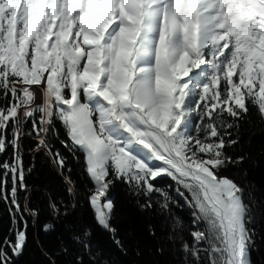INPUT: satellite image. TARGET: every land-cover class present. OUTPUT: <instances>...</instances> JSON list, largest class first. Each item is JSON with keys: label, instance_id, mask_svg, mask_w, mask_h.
I'll return each mask as SVG.
<instances>
[{"label": "snow or ice", "instance_id": "snow-or-ice-1", "mask_svg": "<svg viewBox=\"0 0 264 264\" xmlns=\"http://www.w3.org/2000/svg\"><path fill=\"white\" fill-rule=\"evenodd\" d=\"M253 110L264 125V0H0V264H16L30 228L55 229L31 203L38 156L68 197L48 202L69 221L57 247L36 239L48 264H97L91 229L72 222L82 211L127 254L112 223L118 182L161 218L182 264H254L264 188L236 152ZM165 177L167 190L154 183Z\"/></svg>", "mask_w": 264, "mask_h": 264}, {"label": "trees", "instance_id": "trees-1", "mask_svg": "<svg viewBox=\"0 0 264 264\" xmlns=\"http://www.w3.org/2000/svg\"><path fill=\"white\" fill-rule=\"evenodd\" d=\"M251 124H244V132L240 148L251 154L255 161V166L246 164L244 167L248 171L247 179L254 181L258 188H264V125L259 123V118L253 110ZM59 127V125H58ZM54 149L60 150L66 156H69V167L73 169L72 178L78 184H82L80 169L75 161L71 160L70 155L62 148L57 140H53ZM232 154V153H230ZM26 162H31L30 157H25ZM224 175L241 179L239 170L229 166L224 171ZM29 186L33 189L31 195L32 206L38 208L41 212L40 223L52 221L55 229L50 233L38 231V229H29V242L23 255L17 260L16 264H48V261L41 254L40 247L37 246L38 237L40 244L48 250L57 247L59 239L66 235L67 220H53L48 211L49 198L52 200H64L68 197L65 191L63 178L52 166L51 162L43 156L36 159L34 172L27 177ZM158 188L168 189L173 182L169 178H158L154 182ZM171 191V190H170ZM172 194L175 195L174 191ZM116 206V214L112 221L117 229L118 238L123 241L127 254L122 251L113 241L111 235L99 228L92 219L91 213L82 211L72 221L77 228L88 227L91 229V244L93 251L98 253L97 264H182V257L179 252L173 250L172 245L166 240L168 229L162 225L160 217L149 218L139 212L135 199L131 197L126 186L122 183H116L110 192ZM183 204V201H180ZM173 213L180 217L185 223L190 222V212L184 207H173ZM155 226L156 236L152 237L147 231V226ZM9 225V218L3 206L0 205V233H6ZM260 234L258 237V250L252 253L254 264H264V220L257 226ZM129 233L134 235L130 237ZM163 247L164 253H157V247ZM137 250L140 252L136 254Z\"/></svg>", "mask_w": 264, "mask_h": 264}]
</instances>
